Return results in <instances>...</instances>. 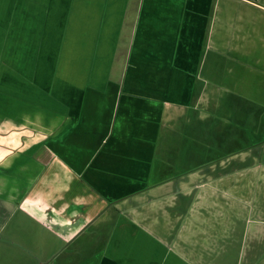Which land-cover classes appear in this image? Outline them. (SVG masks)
<instances>
[{"label": "crops", "instance_id": "crops-1", "mask_svg": "<svg viewBox=\"0 0 264 264\" xmlns=\"http://www.w3.org/2000/svg\"><path fill=\"white\" fill-rule=\"evenodd\" d=\"M3 1L0 25L26 31L8 28L0 53L18 52L23 72L33 61L32 93L0 87L6 252L19 264H264V193L253 192L264 170V0ZM250 85L259 112L241 115L224 89L236 97ZM175 134L241 157L155 193L181 179L152 180L160 137Z\"/></svg>", "mask_w": 264, "mask_h": 264}, {"label": "rangeland", "instance_id": "rangeland-1", "mask_svg": "<svg viewBox=\"0 0 264 264\" xmlns=\"http://www.w3.org/2000/svg\"><path fill=\"white\" fill-rule=\"evenodd\" d=\"M10 1H14V0H10ZM32 1L38 2L39 0H32ZM1 2L3 4H6L3 0H0V4ZM8 28H9V33L11 32V30H14V33H18L16 37L18 35H21V33H25L26 31V30L23 31L22 28H19L15 24L14 25L1 24L0 25V45H3L5 42V39L3 36L5 33L8 32ZM36 31L38 30L35 27L32 29L31 33H35ZM15 52L11 51V54H9V56L7 53H4V54L0 53V85H2L3 83V85L0 87H4L5 84L7 85V82H8L7 86H9L10 88H13V91L15 92L22 91V89L25 88V91L27 90V93H32L33 87L31 86L28 87V86H29V82H31L30 70H31L33 61L31 62V57L29 58L30 55L27 54L26 57L24 58V61H25L24 63L27 64V69L25 68V72H23L22 65L17 64L18 52L17 54ZM12 71H14L16 75L13 74ZM24 79L28 83L22 86ZM214 88L215 87L213 86V83L210 82V87H209L208 92L214 91ZM239 88H240L239 90L240 92L238 91V94L236 97L233 92L224 89V93H223L224 99L226 100L229 99V100H233V102H236L238 106L237 108L240 109V112L242 113L241 115L249 114L251 113V111L253 113H258L259 110H257L256 108L257 106L255 104H252L249 101H246V99L250 95L254 96V93L255 92L257 93V90L252 88L251 85L248 87L240 86ZM232 96H234L235 98L231 99ZM164 136L160 137L159 143L161 145L158 147V152L156 153L154 157V161H152L153 171L155 173L152 180L153 182L161 181L164 179H168L176 174H178V176H180L181 179L174 180L175 182H172L169 184H163V186L159 185L157 186L159 188V190L157 191L155 188H152V191L155 193L156 192L160 193V191L165 188L166 189L174 188L175 186H178L181 183H186L190 181L195 183V182L204 180L207 177L217 176L220 169L228 170L230 166H233L236 163V161L239 160V158L241 157L240 153L235 154L233 152H229L232 148L220 150L219 147H217L216 151H214L215 146H212L211 148H213V150L211 149L207 150L203 142V138H205L206 136L204 134H202L200 137H195V136H199L198 134H192L190 138H195V140L189 141L186 139L185 142L183 141V138L179 136V134L173 135L171 137L172 141H170V138L167 140V138H165L167 136L165 137ZM166 141H168V144L166 143ZM185 144L195 145V146H191L192 150L188 151L189 154L186 152L187 147ZM256 148H259V147L258 146L252 147V150L248 152V157L251 158L252 160L256 159L257 161L259 160L260 156H259V152L256 151ZM183 149H184V152H183ZM219 151H223L226 154L219 153ZM244 159H248V158H244ZM205 160H206V163L204 162ZM202 164H208V165L203 167L204 165ZM262 165L263 164H258L257 169L259 170H256V171L260 175L259 181L261 180L263 185L261 184V182H259L260 184L259 189L255 188L253 190L255 194L257 193L261 194V192L264 193V170L261 167ZM254 172H255V169L250 171V175H252V173ZM185 187H187V185L186 186L183 185V188ZM220 187L221 186H219V188ZM199 190L202 191L201 193H204V192L209 193L210 191L213 192L214 186L209 185L206 188L203 187L200 189L190 188L189 190H186V191L191 192V194L192 193L196 194L197 192H199ZM217 191L220 194H222V192L224 193L226 192V190H219V189ZM188 192L187 194H189ZM202 203L204 202L202 201ZM219 203L222 205V202L219 201ZM162 207L166 208V202L160 204V208ZM152 208H156V206L153 205L152 207V205L150 204L141 209L145 211L146 209H152ZM181 208H183V206ZM234 209H238L237 204L234 206ZM147 221L151 222V218H148ZM4 243H6V232H0V264H8V259H7L8 257H9V260L13 259L14 264H19V259L22 256H19L18 252L16 253V250L14 251L12 250L11 254L6 252L5 246H3ZM11 262L9 261V264Z\"/></svg>", "mask_w": 264, "mask_h": 264}]
</instances>
